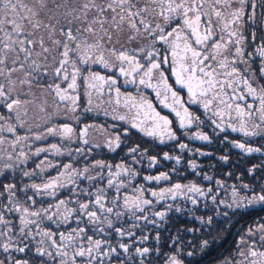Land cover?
<instances>
[{"label":"snow or ice","instance_id":"6c2138e0","mask_svg":"<svg viewBox=\"0 0 264 264\" xmlns=\"http://www.w3.org/2000/svg\"><path fill=\"white\" fill-rule=\"evenodd\" d=\"M252 211L216 264H264V0H0V264H193Z\"/></svg>","mask_w":264,"mask_h":264},{"label":"flooded vegetation","instance_id":"af4514ba","mask_svg":"<svg viewBox=\"0 0 264 264\" xmlns=\"http://www.w3.org/2000/svg\"><path fill=\"white\" fill-rule=\"evenodd\" d=\"M236 135V134H232ZM192 144H196L199 146V142H190ZM217 154H221L218 150ZM197 162L202 164L204 166L205 171H209V163L210 160L207 157H199L197 158ZM257 158L253 157H242L238 150L231 149V163L228 165L219 164L217 161L213 160L211 163L216 164V168L211 171L210 174L220 177L223 176V174L229 170H232L236 174H239L240 172H243L246 170L247 167H249L252 163H256ZM169 162H165V164H168ZM147 170V169H146ZM161 170H167V168H163ZM151 171L153 174H155L156 169L147 170ZM189 176V179H191V174L187 173ZM186 182V181H185ZM205 184L208 182L205 181ZM229 183H232V181H229ZM190 207V205H189ZM260 216H264V213H259ZM257 219V212L252 211L248 214H244L241 216L233 217L232 225L228 229L227 233L224 234V239L221 243L218 245H214L210 251L205 253H198L194 257H188L190 261L193 262V264H216L219 257H222L223 255L227 254V249L231 247V242L236 238V234L240 231H242L247 226L254 223ZM185 227H198V225L194 224L189 216H179L178 214H173L172 219L169 220L165 225V230H163V236L161 240V245H166L168 243L167 236L169 234L175 235L177 228L183 229ZM184 238L186 241H192L193 244H199V241L201 238H203L202 234L199 232L194 233H184ZM165 251L167 249L165 248Z\"/></svg>","mask_w":264,"mask_h":264}]
</instances>
